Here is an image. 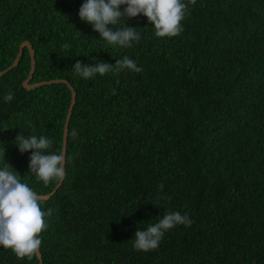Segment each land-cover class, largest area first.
I'll list each match as a JSON object with an SVG mask.
<instances>
[{"label":"trees","instance_id":"1","mask_svg":"<svg viewBox=\"0 0 264 264\" xmlns=\"http://www.w3.org/2000/svg\"><path fill=\"white\" fill-rule=\"evenodd\" d=\"M185 2L179 35L157 37L140 14L127 24L141 40L122 48L81 20L83 0H0V71L28 40L31 83L65 79L77 92L66 178L43 199L54 209L41 233L45 264H264V0ZM125 56L143 71L85 80L72 68ZM31 70L25 46L19 66L0 76V127H8L0 165L46 195L60 181H39L29 172L34 150L21 153L14 141L43 134L63 152L73 91L65 82L28 89ZM8 91L11 102L2 99ZM166 210L189 214L192 225L136 250L135 232ZM0 264L40 261L0 246Z\"/></svg>","mask_w":264,"mask_h":264},{"label":"clouds","instance_id":"2","mask_svg":"<svg viewBox=\"0 0 264 264\" xmlns=\"http://www.w3.org/2000/svg\"><path fill=\"white\" fill-rule=\"evenodd\" d=\"M189 2L195 3V0ZM140 14L147 17L157 37H174L183 31L182 22L189 14L188 3L185 0H83L78 12L81 20L89 23L102 40L122 48L132 47L141 40L137 27L127 24V19ZM122 20L126 22L124 27L119 26ZM69 47L68 44L62 45L64 50ZM91 59L92 63L76 61L72 67L85 80H93L97 74L103 76L109 72L143 71L128 56L117 59L115 63L96 57ZM14 98L12 91L2 97L5 102ZM7 128L0 127V131ZM72 135L75 136L76 132L73 131ZM14 143L21 153L34 150L30 152L29 172L44 185L65 178L66 157L62 151L53 150L52 139L43 134L25 135L22 132L16 136ZM5 151L0 153L4 160ZM43 204L41 195L21 180L18 171L7 162L0 165V246L11 249L21 259L38 256L43 239L41 233L48 229V219L54 211L52 208L45 210ZM192 223L189 214L166 210L157 222L135 232L133 247L144 252L155 250L167 231L177 225L190 227Z\"/></svg>","mask_w":264,"mask_h":264},{"label":"water","instance_id":"3","mask_svg":"<svg viewBox=\"0 0 264 264\" xmlns=\"http://www.w3.org/2000/svg\"><path fill=\"white\" fill-rule=\"evenodd\" d=\"M25 46L29 47V49L31 51V54H32V70H31L29 78L24 82V86L26 88L31 89V88H35V87H38V86H41V85H44V84L55 83V82H65L66 84H68L72 88L73 98H72V103H71V106H70V109H69V113H68L66 124H65V129H64L63 153H64V155L66 157V162H67V151H68L67 144H68V137H69V131H70V122H71V118H72V115H73V112H74V109H75V106H76V103H77V92H76L75 88L65 79H55V80H51V81L38 82V83H35V84L31 83L32 79L34 78L36 69H37V60H36V51L34 49V46H33L32 42L28 41V40L24 41L21 44L19 54H18L14 64L9 69H7L5 71H0V76H3L4 74H6L10 69H13L14 67L19 66L21 58H22L23 53H24ZM65 178H66V176H65ZM65 178L60 181L58 187L52 193L46 194V195H41V197L43 199L50 198L63 185V182H64ZM37 257H38V259L40 261V264H45L44 258H43V254H42V250L40 251V254Z\"/></svg>","mask_w":264,"mask_h":264}]
</instances>
